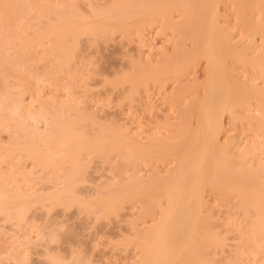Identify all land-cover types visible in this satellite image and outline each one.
<instances>
[{"label": "bare ground", "instance_id": "1", "mask_svg": "<svg viewBox=\"0 0 264 264\" xmlns=\"http://www.w3.org/2000/svg\"><path fill=\"white\" fill-rule=\"evenodd\" d=\"M106 2L0 0V163L11 165L0 168V220L22 234L0 251L2 259L31 256L35 209L78 206L100 219L141 201L148 227L139 230L138 214L135 238L125 241L136 248L133 264H264V0ZM151 29L172 46L155 60L142 51ZM115 34L136 37L140 54L105 86L122 89L132 105L174 85L151 132L105 125L79 97L77 89L87 91V80L99 75L80 57V39ZM156 101H143L146 110L158 108ZM97 155L118 157L117 174L129 177L88 198V158ZM228 252L227 263L216 259Z\"/></svg>", "mask_w": 264, "mask_h": 264}, {"label": "rangeland", "instance_id": "2", "mask_svg": "<svg viewBox=\"0 0 264 264\" xmlns=\"http://www.w3.org/2000/svg\"><path fill=\"white\" fill-rule=\"evenodd\" d=\"M96 1L97 3L95 4L101 7L109 3V2H106V0H103V1L96 0ZM82 5H84V7ZM80 6H82L81 10L83 12H85L86 14H89V12L86 11V9L89 11L86 4H81ZM45 21H49V20H45ZM48 23L49 22L45 24H48ZM151 30L152 31H148L149 33H147V39L149 40V43L145 46L146 48L144 47L145 49L143 48L145 51L144 50L142 51L145 55H150L155 60L156 58H159L157 57L160 52V51L158 52V50H162L164 47L170 50L172 46L166 43L165 36L163 37V35L161 36L155 30L153 29ZM115 35H116L115 36L116 38L114 37L113 40H111L112 42L102 37H99L98 39L100 41H97L96 43H92L90 41V38L87 39V36H84L82 37V39H80L81 40V44L79 46V48L81 49V50L79 49V51H81L79 52L80 57L83 60L85 58V60H87V62L90 63V64H87L86 62V64L90 66V67L88 66V69L90 68V70H93L96 67V69H98L99 75H96L98 76L96 77V79L95 77H93L94 79H89L90 81L87 80V82H89L88 84L90 85L87 91H85L86 90L85 88H80L79 90L77 89V91L80 92L79 95L82 94L80 96L77 95V97L79 96L81 97V99L84 98L83 106L87 105L86 107L87 109H89V111L91 110L90 111L91 113H97L96 114L97 119L100 122L105 123V125L110 124L114 128L115 126L118 127V123H119V127H122L126 124V126L124 127L126 129L128 128L129 129L128 131H130L128 133H133V135H134V131L135 133L136 132L139 133L141 129L145 133L146 132L148 133V131L151 132V130H153V128L156 126L157 122L162 123L161 121H163L164 115H166V113L168 112L167 110L168 107L162 106L163 105L162 99L164 96L163 94H165L166 92L169 93L170 89L172 90V87L174 85L170 87L172 84H169L165 92L160 91L159 89H155L152 92V94H154L152 96V99L149 98L150 100L149 99L142 100V102L145 101L148 103H150L151 101L153 102L154 100H157L156 102H154V106H155V103H157L160 106V108L158 106V108L157 107L156 109L154 108L155 110L153 111L151 109L146 110V107L144 105L145 102L142 103L140 101V103H138L139 102L138 100L137 101L133 100L135 101V103L132 104L133 105L132 106L131 103H129V101L127 100L128 98L124 97L125 94H123L122 89H118V90L116 89L117 90L116 91L114 89L112 90L113 86L110 84H109L110 86L109 85L105 86V84H103L102 82L104 79H108V81H110V80H113L115 76H118L122 74L123 72H126L128 70L131 71L130 69H132L133 67L132 65L133 61H130V60L137 59V56L140 54L139 53L140 50L138 49L140 47L139 46L140 43L138 44V39L136 37L134 38L133 41L129 42L127 39L122 38L120 34L119 35L115 34ZM165 43L167 45H164ZM147 46L153 47V49L150 48L149 50V47L147 48ZM82 51H83V54H82ZM92 63L94 65L96 64V66L94 67ZM200 69L202 70V68H198V72H197L199 76H201L200 73H203L202 72L203 70L201 71ZM117 71L120 73H118ZM99 82L100 84H98ZM47 90H49V88L48 89L46 88V91ZM49 92L47 91L45 93H49ZM29 99L30 98L28 97V101ZM130 102H132V100ZM164 107H165V110L163 109ZM166 110L167 112H165ZM174 116L176 115L172 114L170 117H174ZM160 117H162L163 119L162 120L158 119ZM139 121H141L142 125H140ZM226 122H228L227 118H226ZM89 127L86 126V128L88 129ZM83 128H84L83 130L85 131L86 128L85 127ZM138 128H139V131H138ZM92 129H89L91 133L94 132ZM134 129H137V130H134ZM89 130L86 129L85 132L87 131L89 132ZM2 134H1V139L4 138L2 139L3 142L6 141L4 143H7V141H10V136H8L7 133L6 134L2 133ZM143 135L145 137V134ZM143 135H140V137L141 136L143 137ZM111 157L113 158H110L109 161L107 160L108 162H106L105 161L106 159H104L103 157L102 158L104 160H102L98 155L96 158H94V156L88 158L89 161L93 159V161H90L91 168L89 167L90 169L88 170V171H92V172H89L90 174L89 177L91 176L89 179L91 178L92 179L91 181L89 180L87 182L88 183L87 186L85 185V187H83L85 189V192L89 191L86 193L88 194L87 195L88 198L89 196H92L94 193H95L94 194L95 196L97 193L96 191L99 188L100 190L103 189L101 192L103 191L105 192V189H106L105 186H107V184L116 183L117 180L121 181L120 178H122V180H125L124 178L127 175H128L127 178L129 177V174H123V177L122 175L119 176V174H117L118 171H116L113 165L115 164L118 165L116 163L117 161L119 163V160L116 159L118 157H115V159H114V155H112ZM7 163L8 162H6V164ZM0 164H1L0 168L4 170L2 172H5V170L7 172V169L9 171L10 169L9 163H8V166L4 165L5 162H2ZM27 165L29 166V167L28 166L26 167L27 170L29 171L32 170L33 167L32 166L30 167V163ZM23 166H26V165H23ZM140 167H139L140 170L144 168L143 166H140ZM144 171L142 170V172L140 173L142 174L144 173ZM146 173H148L147 170L145 174ZM147 175L148 174H146V176ZM86 187H89L90 190L89 188H87L86 190ZM212 197L213 196H210L209 198L210 200L213 199L210 201V203L214 206V212H216L217 215L222 218L223 217L222 215H224L223 213L224 210L221 209V207L218 205L219 204L218 202L217 203L214 202V197L213 198ZM31 214L32 212L30 213V216L33 215L32 216L33 222L35 223V226H36L35 228H32V232H31L32 237L34 236L33 238L36 241L35 244H33V246L31 247V251H30L31 256H29V259L23 263L21 262L18 263L14 261L8 263L9 261L7 260L5 261L4 259H2V256L0 255L1 256L0 264H50V263L52 264L50 256H55V255L56 257L58 256L62 258V260L68 264H76V263L78 264L80 263L81 264H133L136 260H138V256L136 254L137 251H136V248H134V245H132L133 247L132 246L128 247L125 244L126 243L125 241L127 238H132V237L135 238L134 236L135 231L133 229V223L135 219L137 218L138 214L140 215L139 222L143 220L142 217L144 215V206H143V202L141 203V201L136 202L134 206L127 203L126 205H124V208L121 210V212H119L118 215H113L109 218L102 217L98 219L96 217L97 214L95 216V214L93 213L88 214L87 212H83L81 209L78 208V206L67 207L65 205L64 206L58 205V207L56 206L54 208H50L48 212L47 210L44 211V209L42 210L37 209V211L35 209L33 210V214L32 215ZM145 223L146 222L143 220L141 222L142 225L141 224H140L141 226L139 225L140 227L138 228H141L139 229L140 231H144L145 229H147L148 223L147 224ZM39 232H42L44 235L42 239L36 238ZM21 235L22 234L19 232L16 225L12 223H8V222L5 223L3 220H0V251L3 252L5 250L4 248L8 247L7 244L8 245H10V243L14 244L13 243L14 240H12V238L21 236ZM53 237H54V240H52ZM21 240L22 239H20V241ZM228 243H230L228 245H231L233 242L229 240ZM229 249H230V246H228L227 250ZM229 257H230V254L228 252V253H225V255L223 254V255L216 256V259L220 261L223 260L222 261L223 263H227L229 261L227 260V258L230 259Z\"/></svg>", "mask_w": 264, "mask_h": 264}]
</instances>
